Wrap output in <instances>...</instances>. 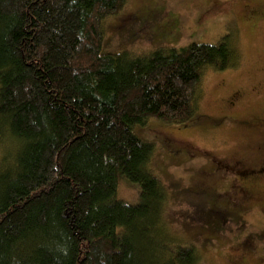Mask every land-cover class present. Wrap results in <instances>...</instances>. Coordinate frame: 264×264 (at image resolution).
Instances as JSON below:
<instances>
[{"label":"trees","instance_id":"1","mask_svg":"<svg viewBox=\"0 0 264 264\" xmlns=\"http://www.w3.org/2000/svg\"><path fill=\"white\" fill-rule=\"evenodd\" d=\"M127 2L0 0V264H203L167 232L169 192L138 129L194 120L204 73L240 51L229 34L108 49L105 22Z\"/></svg>","mask_w":264,"mask_h":264},{"label":"rangeland","instance_id":"2","mask_svg":"<svg viewBox=\"0 0 264 264\" xmlns=\"http://www.w3.org/2000/svg\"><path fill=\"white\" fill-rule=\"evenodd\" d=\"M105 31L108 49L138 53L235 38L241 60L204 73L194 120L151 119L138 134L156 146L172 240L192 245L203 264H264V0H128ZM9 150L0 141V160ZM119 195L139 201L127 182Z\"/></svg>","mask_w":264,"mask_h":264},{"label":"flooded vegetation","instance_id":"3","mask_svg":"<svg viewBox=\"0 0 264 264\" xmlns=\"http://www.w3.org/2000/svg\"><path fill=\"white\" fill-rule=\"evenodd\" d=\"M234 99H235V97H234ZM232 103H234V101H233ZM263 123H264V122H263ZM246 182H247V181H246ZM205 192H207V191H205ZM244 192L247 194L249 191L245 190ZM248 194H249V193H248Z\"/></svg>","mask_w":264,"mask_h":264}]
</instances>
